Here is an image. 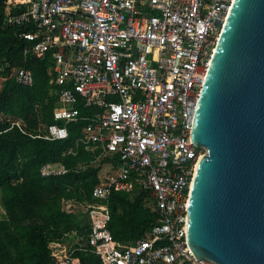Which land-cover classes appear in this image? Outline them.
<instances>
[{
  "label": "built area",
  "instance_id": "1",
  "mask_svg": "<svg viewBox=\"0 0 264 264\" xmlns=\"http://www.w3.org/2000/svg\"><path fill=\"white\" fill-rule=\"evenodd\" d=\"M2 2L3 23L29 42L23 54L50 55L55 122L38 136L66 138V124L82 120L76 145L95 152V162L105 159L87 204L88 225L69 233L75 236L71 243H48L52 263L81 264L73 254L80 251L95 254L101 264H219L197 259L187 244L188 196L205 153L190 134L233 0ZM7 65L0 62V71ZM14 77L33 82L26 67L14 68ZM12 126L24 132L20 120ZM65 171L59 163L41 166L42 175ZM112 192L145 194V206L155 213L134 241L121 243L112 236Z\"/></svg>",
  "mask_w": 264,
  "mask_h": 264
},
{
  "label": "trees",
  "instance_id": "2",
  "mask_svg": "<svg viewBox=\"0 0 264 264\" xmlns=\"http://www.w3.org/2000/svg\"><path fill=\"white\" fill-rule=\"evenodd\" d=\"M3 16L0 0V62L8 64L0 71V264H53L48 243L88 225L87 204L93 200L100 165L93 164L95 152L75 143L82 120L66 124V138L38 136L55 122L57 89L49 84L50 55L43 59L24 55L29 42L18 37L15 27L4 24ZM18 67L30 69L32 84L15 80ZM13 120H20L24 132L11 127ZM45 163H59L66 171L42 175ZM144 196L110 195L108 226L118 242L134 241L154 222L155 213L145 206ZM73 254L81 264H101L95 254Z\"/></svg>",
  "mask_w": 264,
  "mask_h": 264
},
{
  "label": "water",
  "instance_id": "3",
  "mask_svg": "<svg viewBox=\"0 0 264 264\" xmlns=\"http://www.w3.org/2000/svg\"><path fill=\"white\" fill-rule=\"evenodd\" d=\"M205 149L187 206L197 259L264 264V0H233L190 134Z\"/></svg>",
  "mask_w": 264,
  "mask_h": 264
},
{
  "label": "rangeland",
  "instance_id": "4",
  "mask_svg": "<svg viewBox=\"0 0 264 264\" xmlns=\"http://www.w3.org/2000/svg\"><path fill=\"white\" fill-rule=\"evenodd\" d=\"M105 162V160H102L100 162H94L93 164L94 165H100V168H101V165ZM104 171H105V168H104ZM0 212H2V206L0 204ZM75 240V236H73L72 234H69V236L63 241V242H69L71 243V241H74ZM51 256V255H50Z\"/></svg>",
  "mask_w": 264,
  "mask_h": 264
}]
</instances>
